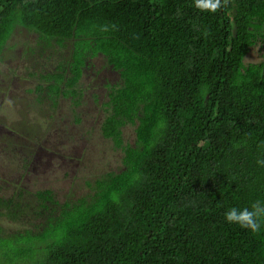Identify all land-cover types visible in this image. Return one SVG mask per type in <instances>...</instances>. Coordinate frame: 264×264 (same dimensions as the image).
Masks as SVG:
<instances>
[{
  "label": "trees",
  "instance_id": "1",
  "mask_svg": "<svg viewBox=\"0 0 264 264\" xmlns=\"http://www.w3.org/2000/svg\"><path fill=\"white\" fill-rule=\"evenodd\" d=\"M17 28L62 55L30 72L35 109L64 98L78 116L92 60L116 74L99 132L120 157L75 199L23 183L0 194V215L29 217L0 235V264H264V228L225 220L264 200V0L215 13L193 0H0V61ZM254 49L261 60L245 63Z\"/></svg>",
  "mask_w": 264,
  "mask_h": 264
},
{
  "label": "rangeland",
  "instance_id": "2",
  "mask_svg": "<svg viewBox=\"0 0 264 264\" xmlns=\"http://www.w3.org/2000/svg\"><path fill=\"white\" fill-rule=\"evenodd\" d=\"M35 39V34L17 28L11 40L14 47L6 49L0 61V194L8 197L23 183L30 191L50 188L59 201L75 199L83 192L80 188L86 175L119 166L120 152L99 132L100 105L107 83L113 82L116 74L102 58L93 59L83 74L85 92L77 108L79 115L70 113L69 100L62 98L50 116L48 107L35 109L33 105L36 79L30 72L37 75L54 68L62 55L53 53L46 58L39 50L46 42L40 40L37 49ZM259 60L255 49L244 58L245 63ZM133 136L132 128L125 127V141ZM34 137L39 143L33 150L27 144L35 142ZM28 220L26 214L20 222L0 215V235H12Z\"/></svg>",
  "mask_w": 264,
  "mask_h": 264
},
{
  "label": "clouds",
  "instance_id": "3",
  "mask_svg": "<svg viewBox=\"0 0 264 264\" xmlns=\"http://www.w3.org/2000/svg\"><path fill=\"white\" fill-rule=\"evenodd\" d=\"M193 4L202 12L215 13L221 8H226L229 0H193ZM204 35H208L207 30ZM256 163L264 167V158H258ZM225 220L238 224L252 233H259L264 228V200H255L243 208L230 207L225 212Z\"/></svg>",
  "mask_w": 264,
  "mask_h": 264
},
{
  "label": "flooded vegetation",
  "instance_id": "4",
  "mask_svg": "<svg viewBox=\"0 0 264 264\" xmlns=\"http://www.w3.org/2000/svg\"><path fill=\"white\" fill-rule=\"evenodd\" d=\"M45 102V101H44ZM72 111L70 112V113H72V114H74V109H71ZM78 110H76L75 109V112H77ZM55 112V111H54ZM54 112H51L50 113V116L52 115V113H54ZM101 112H102V109H101ZM50 119V118H49ZM33 140H36L35 139V137H34V139ZM30 142H31V140H30ZM38 142V141H37ZM31 144H33V141L31 142ZM48 189H50V188H48ZM51 190V189H50ZM52 191V190H51ZM31 195H32V193H31ZM35 201V197H34V200H32L31 202H34Z\"/></svg>",
  "mask_w": 264,
  "mask_h": 264
}]
</instances>
